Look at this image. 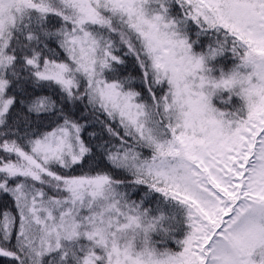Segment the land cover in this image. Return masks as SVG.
<instances>
[{
    "label": "snow or ice",
    "instance_id": "obj_1",
    "mask_svg": "<svg viewBox=\"0 0 264 264\" xmlns=\"http://www.w3.org/2000/svg\"><path fill=\"white\" fill-rule=\"evenodd\" d=\"M0 264H264V0H0Z\"/></svg>",
    "mask_w": 264,
    "mask_h": 264
}]
</instances>
